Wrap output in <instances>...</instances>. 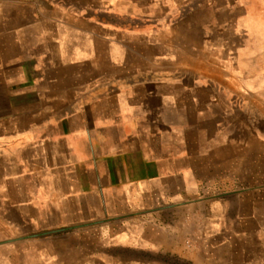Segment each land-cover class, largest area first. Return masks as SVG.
I'll return each instance as SVG.
<instances>
[{"label": "crops", "instance_id": "0c3cea01", "mask_svg": "<svg viewBox=\"0 0 264 264\" xmlns=\"http://www.w3.org/2000/svg\"><path fill=\"white\" fill-rule=\"evenodd\" d=\"M74 226L264 264V0H0V243Z\"/></svg>", "mask_w": 264, "mask_h": 264}, {"label": "rangeland", "instance_id": "374dc122", "mask_svg": "<svg viewBox=\"0 0 264 264\" xmlns=\"http://www.w3.org/2000/svg\"><path fill=\"white\" fill-rule=\"evenodd\" d=\"M13 239L16 238L5 235V240L9 243H0V264H111V261L129 264H188L186 260L176 255L159 251L116 252L114 258H111V247L98 248L92 244H82L83 242L77 244L75 240L62 234L49 238L30 237L22 239L30 241H23L18 245H11L12 241L9 240ZM40 240L44 242L39 243ZM78 246L84 247L82 253L75 252ZM76 254L84 256L93 254L99 263L87 260L84 256L76 258Z\"/></svg>", "mask_w": 264, "mask_h": 264}, {"label": "water", "instance_id": "95a60500", "mask_svg": "<svg viewBox=\"0 0 264 264\" xmlns=\"http://www.w3.org/2000/svg\"><path fill=\"white\" fill-rule=\"evenodd\" d=\"M78 227H80V226H74V227L62 228V229L54 230V231H51V232H44V233H39V234H34V235L24 236V237H21V238H17V239H15V240L25 239V238H30V237H37V236H43V235H47V234H49V233H54V232L68 231V230L76 229V228H78ZM9 241H12V240H9Z\"/></svg>", "mask_w": 264, "mask_h": 264}]
</instances>
